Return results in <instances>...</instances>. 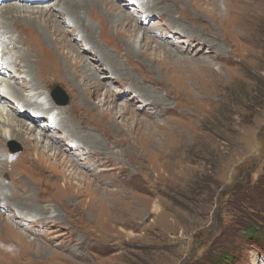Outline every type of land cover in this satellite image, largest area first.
<instances>
[{"label": "rangeland", "instance_id": "obj_1", "mask_svg": "<svg viewBox=\"0 0 264 264\" xmlns=\"http://www.w3.org/2000/svg\"><path fill=\"white\" fill-rule=\"evenodd\" d=\"M148 1L151 6L157 3L160 12H147L139 6L138 11L121 8L139 21L131 24L141 29V35L151 30L146 33L149 38L143 37L133 53L128 51L130 43L120 44L124 34L133 40L128 27L108 23L100 9L88 18L94 28L90 38L95 46L85 42L86 32L75 30L68 18L62 32L61 21L67 13L58 8L52 12V27L42 25L46 32L39 28L49 40L44 48L61 68L40 76L35 67L32 76L42 90H48L55 113L73 104L60 112L64 123L71 116L75 128L95 122L102 147L92 145L94 136L90 134L96 132L89 126L78 128L83 132L80 137L69 127H56L52 133H45L61 138L56 157V150L44 148L45 139L37 145L34 141L45 128L46 115L37 126L25 120L26 126L34 128L33 133L21 135L31 139L30 145L17 137L6 148L18 159L12 173L15 196L10 201L19 207L14 212L29 213L26 215L35 219L27 227L15 222L18 217L0 210V256L8 251L12 258L7 263L264 264V0H257L263 6L257 20L238 27L229 21L231 17L224 19L228 14L226 0ZM56 2L47 0L43 7ZM213 2L222 12L221 24ZM14 3L19 4L0 0V23L4 17L6 27L14 33L12 42L20 38L16 43L21 53L16 57L21 71L33 58L27 55L31 42L27 35L35 32L33 35L41 36L34 25L10 16L5 7ZM34 4L29 2L25 8L42 6ZM76 14L82 17L84 12ZM43 19L35 16V21ZM239 27L249 31V39L238 34ZM160 43L178 54L169 58L168 51L157 49ZM74 61L89 63L95 76L106 82L96 85L97 94L88 86H79L84 72L73 70L69 63ZM178 61L184 63L177 65ZM32 81L27 80V84ZM48 82L53 84L46 90ZM54 85L64 91L66 105L59 106L53 99L50 92ZM10 87L17 95L23 91L14 83ZM154 97L160 113L152 115L150 102ZM82 99L89 105L82 104ZM8 102L3 106L14 112L15 102ZM126 103L134 115L126 112L116 117L113 112L107 121L101 116L102 112L109 113V104ZM16 130L23 131L19 127ZM81 138H86L91 148L79 144ZM0 149L1 159L5 149ZM85 149L90 158L78 154ZM35 155L39 159L34 163ZM135 155L138 160L132 163ZM65 156L75 157L85 166L75 169ZM91 169L95 173L89 172ZM132 172L138 173L137 180L125 183ZM119 198L128 216L112 210L115 206L121 211L116 202ZM103 203L107 210L99 209L95 215L92 207L102 208ZM152 205L155 212L149 211ZM7 223L12 228L15 224L21 236L9 232ZM105 236L106 246L93 244L92 240Z\"/></svg>", "mask_w": 264, "mask_h": 264}, {"label": "bare ground", "instance_id": "obj_2", "mask_svg": "<svg viewBox=\"0 0 264 264\" xmlns=\"http://www.w3.org/2000/svg\"><path fill=\"white\" fill-rule=\"evenodd\" d=\"M7 1H12V0H7ZM13 1H17L19 4H15L14 3L13 5H10L8 7H5V9L6 8L8 9V13H10V16L12 18H14V19L24 21L23 23L34 25V28H35L36 32H38L40 34L41 38L33 35L35 32L29 33L28 35L26 34L28 36V39L31 41V42H28V45H29V49L30 50H29V52H28L27 55H31L33 57L32 60H29L31 62L33 61L32 62L33 65L30 64L29 61H28L26 64H24L25 70L18 71L19 69H17V67H20L21 64H18L17 65L18 58L16 57V55L18 53H21L20 52V48L17 46V43L20 42L19 41L20 38L16 37V39L14 40L15 43L12 42L13 41L14 33L11 32L10 30H8L9 27H6L7 26V23H5V18L4 17H1L2 18V22L0 24H2V25L0 26V47L2 49H0V138H1L2 141H1L0 147L1 148L4 147L5 151H4V155L0 159V190H1L0 191V210H2L4 213L8 214L10 217H12V216H14V218L18 217L20 220H16V221L14 220L16 223H20V224H22L24 226L29 227V225H27V224L30 223V222H32L35 219V217H33V216H27L26 214H29V213H25L24 214L21 211H20V213L17 212V211L14 212V209H17L18 210L19 207L16 206V205H14V204H12L13 202L10 201V199L13 196H15L14 195V192L12 190V187H13V184L12 183H13V179H14V175L12 173L16 169L15 164H16V162H17L18 159H17V156H15L13 158L8 153V150L6 149L8 143L9 142L12 143V140L13 139L14 140L17 139V137H20V138L23 139L24 137L21 136L23 134L29 135V134L33 133L34 128L33 127H31V128L28 127L29 125L26 126L27 124H25V120L28 119V121H30L31 123H33V126L34 125L37 126V124L39 123L40 119L43 118L44 115H46V117H44V118H46L44 120L45 123L43 124L45 128H42V130L40 131L41 133L39 134L38 137H34V141L36 142V145H37L39 143H42L43 142V139H45L46 140V143H45L44 148L46 147L45 149H47V150H49V149L54 150V151L56 150L57 152L55 153V155H56V157H59V154L58 153H60V150L58 149L59 148L58 147V143H59V141H60L61 138L59 136H49V135H45V133L46 132H49V131L52 133L53 130H54V128H56V127L62 128V126H64L65 127L64 129L65 130L68 129V128L66 129V127H69L73 134L77 133L79 135V137H80V135L83 132L81 131V129H78V128H82L83 129L86 126H89V124L88 125H84V124L77 125L76 124L77 127L76 128L73 127V123L72 122H75L74 121L75 119H72L71 118L72 116L71 117H68L67 122L64 123L63 120L60 117V115H61L60 112L63 114L64 112H62V111H66V110L68 111L73 104H71V106L68 107V109H64V108L62 109L61 108V109H59L58 113H55L56 107L53 104V102L51 101L50 97L48 96V90H47V89H49V86L53 84V82L46 83V87H47L46 90L47 91H44V90H42L43 87H41V85L38 83V81L35 80L34 76H32V73L36 72L35 67L38 70L41 71L40 76L43 75L44 73H47V71H50V70H54L55 72H58V70L61 68L60 65L54 63L52 57L48 54L47 47L44 48V44L46 42H48L49 40L45 38V35L44 34H45L46 31L42 28V25L46 29H48V26H51L52 27V25H53L52 18L55 17L52 12L55 9L58 8L57 10L60 9V10H63L64 12L66 11V13H67L66 15L67 16L63 17V21H61L62 22V24H61L62 25V32L63 31L65 32L64 24H63V23H65L64 22V19L65 18H68L69 22H71V23L74 22L73 28L75 30L78 28L79 30H82L83 29L86 32L87 37L85 38V42L87 44L93 45V41L91 40L90 37L92 36V30H94V28L92 26V22H91L90 19L93 18V13L95 12V10H97V9L99 10L100 9L101 13L104 15L105 19H107V22L108 23L115 24L116 26L121 24L122 25L121 27H125V29H126V27H128L127 33L130 36H133V40L126 39L125 38L126 35L124 34L123 35L124 36L123 41L120 44L123 45V46H126L125 43H127V44L130 43V45H132V46H131L130 50H128V51L133 53L134 51H137V49H138L137 43L138 42L140 43L141 39L143 40V37L144 38L145 37L149 38L146 33L151 32V30H148L147 29L146 30V33H145V31H143L142 32V35H141L140 34V30L141 29L136 28L135 26L132 27V24H131V22H136L137 23L139 21L131 18V14L130 13H128V12L123 13L121 8L123 6L125 8H129L130 7V9H132L134 11H138V8L137 7L139 6V7L142 8V10H146L147 12H154L155 13V12H158L159 11L158 10L159 6L156 5L157 3L154 4L155 6H153V5L151 6V4L149 5L147 2H145V1H148V0H121V1H119V0H64V1L61 0V2H59L60 0H57L56 3L52 4L51 6H46V7H43V4L46 3L47 0H13ZM226 1L228 2V7H227L228 8V14H225L224 19L225 18H228V17H231V19L229 21H232L234 23V27L241 26V24L251 25L254 22V19L257 20V18H258L257 17L258 16V10L261 7H263L261 5V3H260L261 0L259 2L257 0H226ZM29 2H35L36 4H34L33 6L38 5V4L39 5H42V6L40 8H38V9H36V10L35 9H29V10H27L25 8V5H27ZM114 3L117 4L118 7ZM213 3H214L213 6L215 5V8L217 10L216 11V16H217L218 22H220L219 19H222L223 18L222 17L223 16L222 15V12L219 9L218 4H216V2H213ZM224 3H225V0H224ZM83 12H84V14H83L82 17H80L81 15L79 16L78 14H76V13H83ZM20 13H22L23 15L21 16ZM68 14H70V15L68 16ZM36 15L41 16V17H44L45 19H43V22H41V21H35V16ZM145 15H147L149 17V15H151V14L150 13H146ZM88 18H90V19H88ZM59 20H61V19H59ZM221 22H220V24H221ZM108 23H107V26H108ZM223 25L224 24H222V26ZM39 28L42 29V31L43 30L45 31L44 34L41 33V31L39 30ZM103 28L104 27L101 24V31H104ZM237 32H238L239 35H241L242 37H244V39H246V40L249 39V36H250L249 31H244L243 29H241V30H238ZM152 35H155V34H152ZM43 37H44V39H43ZM147 38H146V40H147ZM163 41H165V39ZM163 44L160 43L156 47H157V49L160 48V49H163L164 51H168L167 54H170L169 55V58L172 57L174 55V53L175 54H178L175 50L174 51L169 50V49L167 50L166 47H163L164 46ZM93 46H95V45H93ZM15 48H17L18 51H14ZM60 48H61V46H60ZM77 50L78 49H76V52H77ZM210 52L211 51H209L208 53H210ZM73 53H74V51H73ZM102 53H104V52H102ZM22 54L25 56L24 53H22ZM174 57L177 58L176 56H174ZM182 58H183V61H185L184 59L189 60V59L184 58V57H180L178 59H182ZM64 59H65V61L69 60L68 58H64ZM178 62L179 63H176L177 65H180L181 63H184L182 61L181 62L178 61ZM194 62H195V60H194ZM191 63H192V61H191ZM195 64H197V63H195ZM69 65L75 71H78L79 72L80 70H82V72H84V77L81 78L82 79V83L80 82L81 85H79L80 87L81 86H88L89 88H92L94 90L95 94H97V90L95 88L96 85L97 86H98V84L99 85H101V84L104 85L106 83V82L103 83L102 80L100 81V79L97 76H95L94 72H92L91 65L89 63L85 62V61L83 63H80V62L77 63L76 61H74L73 64H70L69 63ZM187 67H188V65H187ZM43 76H45V75H43ZM29 79L33 80L31 82V84H27V80H29ZM10 83H14V85L17 87L18 90L22 89L23 90L22 93L21 94H18V95L15 94L14 89L12 87H10ZM155 85H157V84H155ZM11 100L15 102V107H17V108L14 109V112L8 111L3 106V104H5V101L11 102ZM8 103H7V106H9ZM81 103L82 104L85 103L86 106L88 104V102L87 101H84L83 99H82V102ZM105 103H106V101H103V104H105ZM157 104H158V102L155 100V97H154V101L151 100V102H150V105H151L152 109L154 110V112L153 113L151 112L150 114L153 115L155 113H157V114L160 113L158 111V109H157L158 108ZM59 106H61V105H59ZM108 106H109V109H108L109 110V113H103V112L101 113L102 114L101 116H103L106 119V121H107V118L109 120L113 118V117H111V114H113V112H114L113 115L116 116V117H121L126 112L130 113L131 115H134V114H132L133 111L130 110V107H129L131 105H129L128 103H126V104H115L114 107H111L110 104ZM155 110H157V111H155ZM130 117H133V116H130ZM94 123H93V126H89L91 130H93V131L96 132V133H94V135L90 134L91 136H94L93 139H92V141L91 140L90 141L93 143L92 145H94V146L96 145L98 148H100V147H102L101 141L100 142L98 141L99 140L98 139V136L99 135H96L97 134V131L99 130V127L96 126ZM16 127L17 128L19 127L21 129H23V131L16 130ZM13 132L14 133L15 132L18 133V135H15L16 133L13 134ZM73 134L70 135V136H73ZM87 134H89V133H87ZM44 136H45V138H43ZM67 138H68V136H67ZM24 139L30 145L31 139H29L28 137L27 138H24ZM78 140H80V139H78ZM78 143L79 144H83V143L89 144V142L87 141L86 138H81V141L80 142L78 141ZM87 144H86L87 149H88V147L91 148V146H87ZM35 149H36V147H35ZM37 151H40V150L38 149ZM24 152L26 153V150L25 149H24ZM78 154L82 155L83 156L82 158H90L89 157L90 153H88L86 151V149L79 151ZM21 157L22 158L25 157L24 154L21 155ZM65 157H66L67 162L71 166H73V168L75 167V169H78L79 170L80 167L85 166L83 164L78 163V160L75 159V157L73 159L72 158L69 159L67 156H65ZM35 158L36 159H39L38 155H35L34 158H32V162H34V163H35V160H36ZM131 160H132V163H133V160H138V156L135 155L134 157H132ZM27 162H28V160H27ZM32 165L34 166L33 163H32ZM94 168H95V165H94V167L92 169H94ZM96 168H97V166H96ZM92 169L89 172H94L95 173V171L92 170ZM105 169L106 168H103V171ZM43 171L45 172L46 169L44 168ZM33 173L35 174V172H33ZM98 174H100V173H98ZM72 176H73V174H72ZM137 176H138V173L136 174L135 172H132L127 177V180H124V182L127 183V184H129V183H131L130 182L131 180L132 181L133 180H137V178H138ZM28 184L31 185V182H28ZM133 184H135V182ZM137 185L138 184L136 183V186ZM139 186H140L139 188L142 187L141 184ZM62 195H63V193H62ZM60 196L61 195L59 194V197ZM68 199H69V197L67 198V200ZM29 200H31V199H29ZM14 201H16V200H14ZM122 201L123 200L121 198L117 199V201H116V202H119L120 203L119 206H118L119 203L117 204V207H121V211H118L115 206L113 207L112 210H115L116 212H120V214L123 215V216H126V215L128 216L129 213L127 212V210L126 209H123L124 207L121 206L123 204ZM63 204H64V202H63ZM95 204H99V203H95ZM103 204L104 205H103L102 208H101V206H98L97 207L96 205H94V207H96V208L92 207L94 209L95 215L100 212L99 209H101V211H106L107 210L106 203H103ZM72 207H74V204L72 206H70L69 208H72ZM21 210H23V209H21ZM155 210H156V207L152 205V209H150L149 211L150 212H155ZM134 213L136 215H138V213L136 211ZM104 214L107 215L106 213H104ZM9 219H8V221H9ZM37 223H38V221H37ZM13 225L15 226L14 228H17L15 224H13ZM6 226H7V229L10 230L9 232L14 233V234L17 233L16 229L12 228L13 226L10 225L9 223H7ZM0 228H3V227H0ZM18 234H19V236H21L20 232L17 233V235ZM11 238L14 239L13 237H11ZM26 239H27V237H26ZM99 240H92L93 241V244L94 245H98V246L99 245L106 246L108 244L107 243L108 241H107V237L106 236L105 237H102ZM3 254H4L3 256H0V262H2V261L4 262L5 261L6 262L5 264H9V263H7V260L10 261L9 259H11L12 256L11 255H7L8 254V251L4 252Z\"/></svg>", "mask_w": 264, "mask_h": 264}, {"label": "water", "instance_id": "obj_3", "mask_svg": "<svg viewBox=\"0 0 264 264\" xmlns=\"http://www.w3.org/2000/svg\"><path fill=\"white\" fill-rule=\"evenodd\" d=\"M52 96L57 104L59 105L67 104V96L65 95L64 91L58 85H54L52 87Z\"/></svg>", "mask_w": 264, "mask_h": 264}]
</instances>
